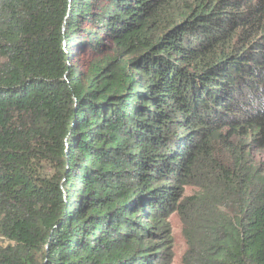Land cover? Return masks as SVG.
Here are the masks:
<instances>
[{"label":"trees","instance_id":"trees-1","mask_svg":"<svg viewBox=\"0 0 264 264\" xmlns=\"http://www.w3.org/2000/svg\"><path fill=\"white\" fill-rule=\"evenodd\" d=\"M172 213L264 264V0H0V264H155Z\"/></svg>","mask_w":264,"mask_h":264},{"label":"rangeland","instance_id":"rangeland-1","mask_svg":"<svg viewBox=\"0 0 264 264\" xmlns=\"http://www.w3.org/2000/svg\"><path fill=\"white\" fill-rule=\"evenodd\" d=\"M109 47L111 48V46ZM74 54L75 68L78 69L81 73L87 75L102 60L112 56L113 52L111 49L105 48L103 54L99 55L91 53L90 51H79L78 49H75ZM45 171L47 173L53 172L52 166H45ZM193 191V188L187 187L185 189V195L188 196L192 194ZM168 222L169 234L157 238L156 242L160 244V249L154 252L157 253L162 248H166L163 253L165 256L161 257V259H158L159 262H156L155 264H186L185 260L188 251V243L183 232L184 225L182 222V218L177 213H172L168 218ZM9 244L11 245L12 243H8L2 238L0 239V246H7ZM155 259L157 260V258Z\"/></svg>","mask_w":264,"mask_h":264}]
</instances>
